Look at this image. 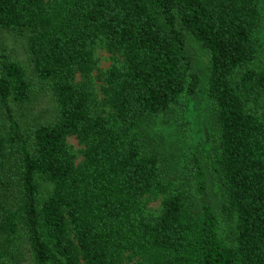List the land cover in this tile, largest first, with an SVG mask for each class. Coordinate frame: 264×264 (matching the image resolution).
<instances>
[{
	"label": "trees",
	"instance_id": "1",
	"mask_svg": "<svg viewBox=\"0 0 264 264\" xmlns=\"http://www.w3.org/2000/svg\"><path fill=\"white\" fill-rule=\"evenodd\" d=\"M261 19L258 0H0L29 58L0 53V264H264ZM188 35L217 132L172 171L144 127L201 83ZM40 90L55 118L24 127L12 104Z\"/></svg>",
	"mask_w": 264,
	"mask_h": 264
},
{
	"label": "rangeland",
	"instance_id": "2",
	"mask_svg": "<svg viewBox=\"0 0 264 264\" xmlns=\"http://www.w3.org/2000/svg\"><path fill=\"white\" fill-rule=\"evenodd\" d=\"M262 19L255 31L257 45L256 65L264 67V0H258ZM6 51L8 55L29 68V58L25 48V39L10 31L0 30V53ZM187 51L192 57L193 69L200 75L201 83L195 93L183 98V106L175 117L169 120L154 117L145 123L144 133L152 145L160 153L162 163L172 171L181 169L195 147L208 148L212 136L217 132L213 113L210 109L209 96L205 87V78L208 71V52L190 35L187 36ZM97 59V69H105L110 63V53L103 47L97 46L94 50ZM97 69L93 71L96 73ZM100 82L96 81L98 98H102L99 89ZM16 117L23 126L30 123L49 122L55 118L56 106L53 96L43 90L35 91L31 99L25 104H12ZM107 107H105L106 109ZM76 152L75 161L81 160L80 148L73 135L66 139ZM188 160V159H187ZM210 199L219 212V195L216 187L210 181ZM154 209L159 205V199L149 203Z\"/></svg>",
	"mask_w": 264,
	"mask_h": 264
}]
</instances>
